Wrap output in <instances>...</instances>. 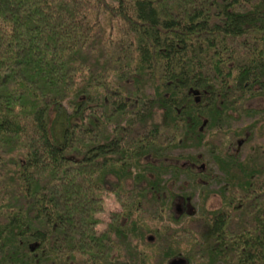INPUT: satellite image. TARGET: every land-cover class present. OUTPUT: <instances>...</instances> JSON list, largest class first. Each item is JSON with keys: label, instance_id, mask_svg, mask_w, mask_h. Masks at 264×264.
Wrapping results in <instances>:
<instances>
[{"label": "trees", "instance_id": "16d2710c", "mask_svg": "<svg viewBox=\"0 0 264 264\" xmlns=\"http://www.w3.org/2000/svg\"><path fill=\"white\" fill-rule=\"evenodd\" d=\"M254 96L264 0H0V264H162L152 238L186 264H264V149L236 151L257 120L228 123L258 112L264 135ZM191 143L211 150L221 201L178 221L159 173L125 181L148 164L195 181L199 155L165 156Z\"/></svg>", "mask_w": 264, "mask_h": 264}, {"label": "rangeland", "instance_id": "374dc122", "mask_svg": "<svg viewBox=\"0 0 264 264\" xmlns=\"http://www.w3.org/2000/svg\"><path fill=\"white\" fill-rule=\"evenodd\" d=\"M145 91L147 93L151 92V87L150 85H148V83L145 86ZM101 93L102 91L100 89L91 91L89 93L90 95L88 97V100L92 102L98 99ZM246 104L247 106H250L251 108H261L262 106H264V98L262 96H254L250 98L246 102ZM68 110H70V107L68 108ZM259 115L260 114L258 112L256 113L243 112L241 115L237 116L234 119H230L228 121V123L230 124V127L241 129L245 125H248L254 122L255 120H257L254 122V125L251 127V130L248 128H245L246 133L241 135V137L238 138V144L236 146V151L238 155L241 157L244 156L246 153L250 152L252 148L255 146L259 145L262 150L264 149V135L263 136L258 135L257 133V128L260 125ZM261 121L264 122V119H262ZM165 153H166L165 156L168 157V161H171L172 158H175V156H178V155H181L180 157L182 158L184 155H187V154H194V155L196 154L201 157V160L204 166H202L201 170L198 168L199 174H197V176L195 177V181H194L193 179H191L184 173H179L175 176V174L171 172L170 170L161 171V174H160V172H157L154 168L151 167L152 164H148V166L146 165L144 167L132 165L130 167L129 177L125 181L126 186L132 185L134 182H136L135 181L136 179L140 180L139 175L143 174V177L140 181H137L136 183L138 185H142L145 183V179H144L145 176L150 178L153 176L154 173H159V175H161V177L164 179L163 181H161L162 188H159L160 189L159 192L164 193L166 197L172 196V193H170V191L174 192L175 194L174 202L178 206L176 214L181 213L184 210L189 211V212H185V215H182L178 221L185 218V216L188 213L198 214L199 212L202 211L203 208L212 209L220 205L221 196H220L218 188H219V185L222 184L220 181L221 172L216 166L215 162L213 161L212 155H211L212 152L206 144L194 145L191 143L190 145H183V146L171 148ZM145 157L146 159L148 160L150 159L151 161H153V163H156L155 158H151L149 156H145ZM186 160L187 158L183 159L182 162L183 161L187 162ZM143 162H145V160ZM205 168H209L210 173H211V175L207 178L202 172V170H204ZM140 171H142L141 172L142 174L140 173ZM137 174L139 175L137 176ZM167 189H170V191H167ZM203 189L208 190L209 192L207 194L205 201L202 204L201 199H200L201 197L200 193ZM183 193H191V196H190L191 198L188 202L185 203V206L182 207L181 204L178 202V198H176V196L177 197L181 196L183 195ZM116 208L119 209L120 207L118 206L114 198L111 195H109L106 200V208L104 210V213H101V218L104 221H108L109 212H110L109 210L116 209ZM162 217L164 218L163 220H166L170 224H172V222H170V218H168L165 213H163ZM102 225L103 223L99 225V228L102 227ZM152 242L153 243H151L150 246L149 245H144V247L142 246L144 249L143 250L144 254L147 255V261H149L150 263L161 262L162 264H167V263L170 264V261H172V259L180 258L181 262L180 263L178 262V263L186 264V260L184 258L185 255L184 256L176 255L170 258H163L162 251L164 249L162 248L163 246H162L160 239L157 240V238H154V239L152 238ZM149 243L150 242H148V244ZM178 243L181 249L182 247H186V244H187L185 241H182V240L181 242L179 241ZM191 264H197V263L191 262Z\"/></svg>", "mask_w": 264, "mask_h": 264}, {"label": "water", "instance_id": "95a60500", "mask_svg": "<svg viewBox=\"0 0 264 264\" xmlns=\"http://www.w3.org/2000/svg\"><path fill=\"white\" fill-rule=\"evenodd\" d=\"M181 262V259L180 258H174L172 259V261H170V264H179Z\"/></svg>", "mask_w": 264, "mask_h": 264}]
</instances>
